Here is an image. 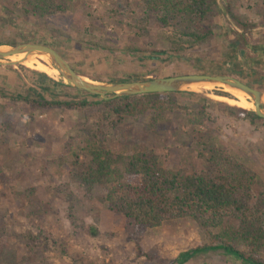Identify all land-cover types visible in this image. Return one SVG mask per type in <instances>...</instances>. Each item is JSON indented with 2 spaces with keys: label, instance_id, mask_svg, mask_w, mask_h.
Returning <instances> with one entry per match:
<instances>
[{
  "label": "rangeland",
  "instance_id": "374dc122",
  "mask_svg": "<svg viewBox=\"0 0 264 264\" xmlns=\"http://www.w3.org/2000/svg\"><path fill=\"white\" fill-rule=\"evenodd\" d=\"M69 1L68 11L40 18L25 0H0V46H49L94 82L229 75L264 94L258 0H217L205 22L213 35L197 46L181 36L189 26L183 16H171L167 25L157 16L144 18L147 0ZM232 15L255 28L243 32ZM40 74L23 63L0 66V264H173L182 252L219 246L217 238L232 236L233 230L205 232L183 218L136 233L87 181L94 162L122 173L131 156L152 151L164 168L203 171L207 162L197 138L208 134L254 171L255 190L264 192V124L228 112L253 111L226 100L239 101L232 90L187 87L162 95L137 117L118 118L106 109V119L98 113L102 106L91 107L105 100L64 85L61 77L42 81ZM16 96L91 106L33 109ZM201 108L202 116H195ZM257 257L264 262V250ZM188 264L242 263L212 251Z\"/></svg>",
  "mask_w": 264,
  "mask_h": 264
},
{
  "label": "trees",
  "instance_id": "16d2710c",
  "mask_svg": "<svg viewBox=\"0 0 264 264\" xmlns=\"http://www.w3.org/2000/svg\"><path fill=\"white\" fill-rule=\"evenodd\" d=\"M25 2L40 18L64 13L71 6L69 0ZM145 6L144 18L157 16L164 25L168 24L171 16L172 18L183 16L189 26L187 32H183L181 36L191 39L194 46L213 35L205 26V22L207 15L217 7V0H147ZM258 7L262 17L260 23L264 27V0H258ZM230 17L236 27L243 32L255 28L253 24L244 23L233 15ZM178 41L180 42V39ZM178 41H172V45L181 46ZM181 50L182 48H179L178 51ZM158 54L165 52H156L154 57L149 56V59H157L155 55ZM40 77L42 81H50L43 73ZM43 88L49 91L46 86ZM81 93L95 97L83 91ZM162 95L168 94L120 97L102 101V104L94 106L86 100L76 103L31 100L21 96H16V99L31 104L33 109L64 106L90 111L91 106L96 108L94 109L96 111L102 106L104 109L98 113L109 119L106 109L118 118H121L123 113L137 117L146 111V106L156 104ZM227 110L239 119L249 118L251 121H261L264 124V120L252 111L230 107ZM203 111L204 108H201L195 116L201 117ZM197 142L207 162V168L203 171L196 169L175 171L164 168L160 164L159 156L148 151L131 156L125 163L122 173L112 170L109 162L96 164L93 161L94 164L87 173V181L103 192L108 209L125 218L136 233H141L146 228L159 227L165 221L181 218L195 222L205 232H210L214 228L233 230L232 236L227 235L222 241L217 238V241H220L219 246H203L183 252L173 264H185L199 254L212 251H222L242 264H264L257 257L264 250V192L255 190L256 174L219 147L210 135H200ZM33 239L32 235H28L31 244Z\"/></svg>",
  "mask_w": 264,
  "mask_h": 264
},
{
  "label": "water",
  "instance_id": "95a60500",
  "mask_svg": "<svg viewBox=\"0 0 264 264\" xmlns=\"http://www.w3.org/2000/svg\"><path fill=\"white\" fill-rule=\"evenodd\" d=\"M24 55L22 60L13 62L15 56ZM34 56H46L62 78V83L73 89L86 92L101 100H113L146 94L177 93L187 87L223 86L248 96L253 104V113L264 120V94L229 75L188 74L144 81L94 82L79 75L55 49L37 43L0 46V66L23 63ZM10 60V61H9Z\"/></svg>",
  "mask_w": 264,
  "mask_h": 264
},
{
  "label": "bare ground",
  "instance_id": "6f19581e",
  "mask_svg": "<svg viewBox=\"0 0 264 264\" xmlns=\"http://www.w3.org/2000/svg\"><path fill=\"white\" fill-rule=\"evenodd\" d=\"M23 58H24V55H19V56L13 57L12 60H15V59L22 60ZM23 64L30 69L36 70L38 72H41L47 75L48 77H52V78L60 77L59 72L50 65L49 59L46 56H38L37 58L31 57L30 59L25 60ZM232 95L236 97L239 101L226 99L229 102H231V104L233 103L234 105L240 108H243V109H246V108L250 110L254 109V104L252 100L245 94L232 90Z\"/></svg>",
  "mask_w": 264,
  "mask_h": 264
},
{
  "label": "crops",
  "instance_id": "0c3cea01",
  "mask_svg": "<svg viewBox=\"0 0 264 264\" xmlns=\"http://www.w3.org/2000/svg\"><path fill=\"white\" fill-rule=\"evenodd\" d=\"M188 251H189V250H188ZM182 253H183V252H182ZM180 254H181V253H180ZM177 257H178V256H177ZM177 257H176V258H177ZM192 259H193V258H192ZM192 259H190V260H189L188 262H186L185 264H188ZM175 260H176V259H175Z\"/></svg>",
  "mask_w": 264,
  "mask_h": 264
}]
</instances>
